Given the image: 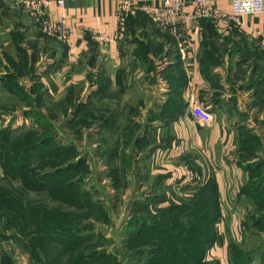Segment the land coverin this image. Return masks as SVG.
<instances>
[{"label":"rangeland","instance_id":"374dc122","mask_svg":"<svg viewBox=\"0 0 264 264\" xmlns=\"http://www.w3.org/2000/svg\"><path fill=\"white\" fill-rule=\"evenodd\" d=\"M6 60L0 264H219L208 246L216 226L230 228L225 243L232 264H264V120L253 115L250 132L230 153L247 179L237 201L222 203L237 205L239 213L214 217L207 214L219 200L209 181L177 176L183 163L174 165L171 179L154 173L160 162L175 164L178 153L153 157L137 135L147 121L133 130L132 119L118 120L116 96L106 103L95 94L86 102L77 88L43 101L40 88L27 87L35 81L31 73L21 75L12 57ZM145 91L125 94L131 115L140 100V112L148 107Z\"/></svg>","mask_w":264,"mask_h":264},{"label":"crops","instance_id":"0c3cea01","mask_svg":"<svg viewBox=\"0 0 264 264\" xmlns=\"http://www.w3.org/2000/svg\"><path fill=\"white\" fill-rule=\"evenodd\" d=\"M63 1V7L52 2L46 15L65 14L71 32L68 44L41 32L25 7L0 0V77L9 69L6 58L12 57L20 74L31 73L35 81L26 82L27 87L40 88L43 101L60 100L77 88L86 102L95 94L106 103L116 96L118 120L132 119L133 130L136 123L147 121L137 135L147 140L153 157L163 151L178 153L175 164L160 162L155 174L171 179L176 175L173 169L178 171L174 165L183 163L176 165L183 169L177 176L210 182L219 200L217 215L238 214L237 205L227 208L222 200L237 201L243 178L247 179L230 153L250 132L253 115L264 120V44L249 37L254 30L264 32V12L243 17L239 25L188 21L174 32L160 28L142 13L120 20L121 0ZM217 6L231 11L230 0H221ZM91 32L116 39L100 42ZM130 88L141 93L151 89L145 91L149 105L143 112L140 100L138 111L130 114L133 109L125 97ZM192 100L210 112L209 124L195 121ZM254 105L260 108L248 111ZM229 231L228 226L223 232L216 226L211 254L219 264L224 259L232 264L225 243Z\"/></svg>","mask_w":264,"mask_h":264},{"label":"built area","instance_id":"2783aa9c","mask_svg":"<svg viewBox=\"0 0 264 264\" xmlns=\"http://www.w3.org/2000/svg\"><path fill=\"white\" fill-rule=\"evenodd\" d=\"M10 4L21 5L37 19L39 29L47 36L56 38L65 44L69 43L71 32L67 25L65 14L55 18L46 15V9L52 2L60 7L64 6L63 0H6ZM221 0H121L117 7V15L123 20L129 14L142 13L162 29L177 31L182 29L188 21L207 19L214 24L230 22L240 24L245 16H257L264 12V0H230L231 11L225 12L218 8ZM253 30V29H252ZM100 42H110L104 35L91 32ZM250 39L259 40L264 44V32L254 30ZM191 114L200 125L211 122V114L202 105L192 100Z\"/></svg>","mask_w":264,"mask_h":264},{"label":"trees","instance_id":"16d2710c","mask_svg":"<svg viewBox=\"0 0 264 264\" xmlns=\"http://www.w3.org/2000/svg\"><path fill=\"white\" fill-rule=\"evenodd\" d=\"M216 213H217V211L215 210V207H214L213 211L210 212V213L208 212L207 215H213L214 217H217V214H216ZM212 239H213L212 241H211V240L209 241L208 246H211V245L213 244V242H214V238L212 237Z\"/></svg>","mask_w":264,"mask_h":264}]
</instances>
